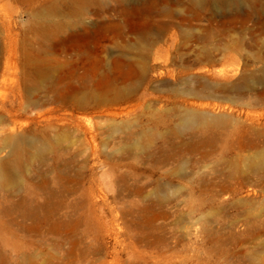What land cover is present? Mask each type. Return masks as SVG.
Listing matches in <instances>:
<instances>
[{
  "label": "rangeland",
  "instance_id": "374dc122",
  "mask_svg": "<svg viewBox=\"0 0 264 264\" xmlns=\"http://www.w3.org/2000/svg\"><path fill=\"white\" fill-rule=\"evenodd\" d=\"M0 264H264V0H0Z\"/></svg>",
  "mask_w": 264,
  "mask_h": 264
},
{
  "label": "bare ground",
  "instance_id": "6f19581e",
  "mask_svg": "<svg viewBox=\"0 0 264 264\" xmlns=\"http://www.w3.org/2000/svg\"><path fill=\"white\" fill-rule=\"evenodd\" d=\"M62 26V25H61ZM60 27V26H59ZM54 31V30H53ZM56 31H58V30H56Z\"/></svg>",
  "mask_w": 264,
  "mask_h": 264
}]
</instances>
